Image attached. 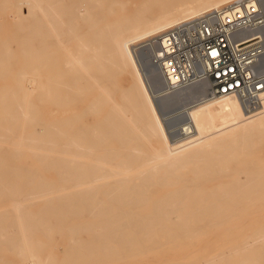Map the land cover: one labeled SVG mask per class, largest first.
Listing matches in <instances>:
<instances>
[{"label":"bare ground","instance_id":"1","mask_svg":"<svg viewBox=\"0 0 264 264\" xmlns=\"http://www.w3.org/2000/svg\"><path fill=\"white\" fill-rule=\"evenodd\" d=\"M235 1L0 0V264H264V89L161 113L133 49Z\"/></svg>","mask_w":264,"mask_h":264},{"label":"built area","instance_id":"2","mask_svg":"<svg viewBox=\"0 0 264 264\" xmlns=\"http://www.w3.org/2000/svg\"><path fill=\"white\" fill-rule=\"evenodd\" d=\"M254 1L236 0L137 43L133 49L143 73L156 69L173 89L206 82L203 98L237 94L247 108L258 107L264 89V17L261 2Z\"/></svg>","mask_w":264,"mask_h":264},{"label":"rangeland","instance_id":"3","mask_svg":"<svg viewBox=\"0 0 264 264\" xmlns=\"http://www.w3.org/2000/svg\"><path fill=\"white\" fill-rule=\"evenodd\" d=\"M187 89V90H186ZM183 88V89H176L172 92L161 93L160 96H157L156 103L159 108V111L162 113L163 111H166V108H162V106L169 108H174L178 105L186 106L189 103H193L197 101L198 99L195 97L197 94H201L204 90L203 86H192L189 88ZM202 91V92H201ZM200 92V93H197ZM177 98V99H176ZM175 101V102H174ZM184 101V102H183ZM167 102V103H166ZM164 109V110H163ZM182 118V117H181ZM163 120V119H162ZM174 120V119H172ZM177 121V118L175 119ZM164 123V122H163ZM165 126V124H164ZM23 186L24 184L22 182H16V183H6V187H13V186ZM33 183L27 184V186H31ZM55 187H60V185H55ZM57 189V188H55ZM0 203V207H1ZM57 252L59 253L58 256H61L62 250L64 249V246L62 244H59L56 246ZM151 257V256H150ZM152 258V257H151ZM117 264H124L122 260H118Z\"/></svg>","mask_w":264,"mask_h":264}]
</instances>
